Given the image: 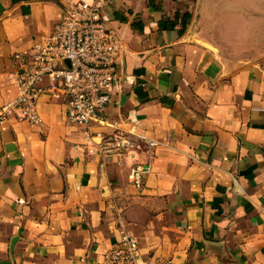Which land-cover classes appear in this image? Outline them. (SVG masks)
I'll return each mask as SVG.
<instances>
[{"label": "crops", "instance_id": "crops-1", "mask_svg": "<svg viewBox=\"0 0 264 264\" xmlns=\"http://www.w3.org/2000/svg\"><path fill=\"white\" fill-rule=\"evenodd\" d=\"M77 1L99 0H0V107L14 54ZM103 1L120 79L92 133L157 145L102 165L51 94L38 125H0V264H110L123 233L146 264H264V0ZM135 163L150 166L142 190Z\"/></svg>", "mask_w": 264, "mask_h": 264}, {"label": "built area", "instance_id": "built-area-1", "mask_svg": "<svg viewBox=\"0 0 264 264\" xmlns=\"http://www.w3.org/2000/svg\"><path fill=\"white\" fill-rule=\"evenodd\" d=\"M110 2H70L50 35L42 37L31 52L14 54L17 96L0 107V125L11 118L38 125L41 98L51 94L67 104V122L86 129V138L92 142L90 152L102 165L134 159L144 146L157 145L135 128L116 129L109 135L92 133L93 125L107 124L103 115L120 79L119 38L104 15ZM64 61L69 62L67 66ZM149 170L145 163L132 165L129 180L134 188L143 189ZM105 257L110 264H146L137 239L129 233H123Z\"/></svg>", "mask_w": 264, "mask_h": 264}, {"label": "water", "instance_id": "water-1", "mask_svg": "<svg viewBox=\"0 0 264 264\" xmlns=\"http://www.w3.org/2000/svg\"><path fill=\"white\" fill-rule=\"evenodd\" d=\"M68 63H69L68 61H64L63 65L67 66Z\"/></svg>", "mask_w": 264, "mask_h": 264}, {"label": "trees", "instance_id": "trees-1", "mask_svg": "<svg viewBox=\"0 0 264 264\" xmlns=\"http://www.w3.org/2000/svg\"><path fill=\"white\" fill-rule=\"evenodd\" d=\"M184 17H188V15H186V14H185V15H184ZM184 29H185V26L183 27V29H182V30H184Z\"/></svg>", "mask_w": 264, "mask_h": 264}]
</instances>
